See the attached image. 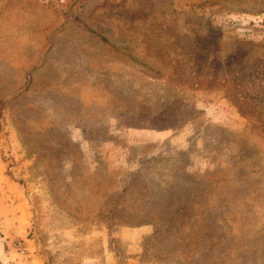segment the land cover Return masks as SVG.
<instances>
[{
	"label": "rangeland",
	"instance_id": "rangeland-1",
	"mask_svg": "<svg viewBox=\"0 0 264 264\" xmlns=\"http://www.w3.org/2000/svg\"><path fill=\"white\" fill-rule=\"evenodd\" d=\"M0 264H264V0H0Z\"/></svg>",
	"mask_w": 264,
	"mask_h": 264
}]
</instances>
